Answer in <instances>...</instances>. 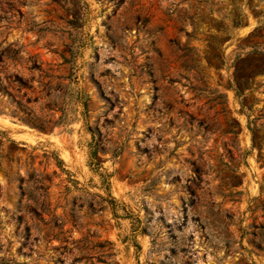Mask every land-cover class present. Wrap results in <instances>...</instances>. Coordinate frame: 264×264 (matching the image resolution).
I'll list each match as a JSON object with an SVG mask.
<instances>
[{
    "label": "rangeland",
    "instance_id": "obj_1",
    "mask_svg": "<svg viewBox=\"0 0 264 264\" xmlns=\"http://www.w3.org/2000/svg\"><path fill=\"white\" fill-rule=\"evenodd\" d=\"M0 264H264V0H0Z\"/></svg>",
    "mask_w": 264,
    "mask_h": 264
}]
</instances>
